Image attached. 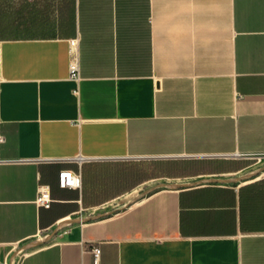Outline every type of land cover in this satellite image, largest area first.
<instances>
[{"label":"crops","instance_id":"obj_1","mask_svg":"<svg viewBox=\"0 0 264 264\" xmlns=\"http://www.w3.org/2000/svg\"><path fill=\"white\" fill-rule=\"evenodd\" d=\"M0 264H264V0H0Z\"/></svg>","mask_w":264,"mask_h":264},{"label":"built area","instance_id":"obj_2","mask_svg":"<svg viewBox=\"0 0 264 264\" xmlns=\"http://www.w3.org/2000/svg\"><path fill=\"white\" fill-rule=\"evenodd\" d=\"M69 76L71 79H79V66L77 56L74 55L69 61ZM58 185L61 188H80L81 175L72 170L63 169L58 172ZM53 199L50 193V187L47 184H41L38 188L34 202L39 207L49 208ZM92 252L95 257L98 256L100 249L97 245L92 246Z\"/></svg>","mask_w":264,"mask_h":264},{"label":"water","instance_id":"obj_3","mask_svg":"<svg viewBox=\"0 0 264 264\" xmlns=\"http://www.w3.org/2000/svg\"><path fill=\"white\" fill-rule=\"evenodd\" d=\"M88 218H85V217H74V218H66V219H63L61 221H59L55 227L52 229L51 232L49 233H46L42 236H38L36 237L35 239L21 245L17 250H16V253L17 254H21L23 252H25L26 250H29V249H32L34 247H37L45 242H47L48 240L51 239V237L54 235V233H56L60 228L72 223V222H79V221H83V220H86Z\"/></svg>","mask_w":264,"mask_h":264},{"label":"rangeland","instance_id":"obj_4","mask_svg":"<svg viewBox=\"0 0 264 264\" xmlns=\"http://www.w3.org/2000/svg\"><path fill=\"white\" fill-rule=\"evenodd\" d=\"M8 36H11V31H10V27H9V30L7 32ZM128 164V162H104V163H101L100 166H98V168L100 169V176L105 178L107 177L108 175H110V173H108V171H112V170H115L116 168L119 169L120 166H123V165H126ZM139 167H141L142 169H147V167H149L150 165L148 164V162H141V164L137 165ZM95 175V174H94ZM97 175V174H96ZM102 179V178H101ZM101 179H99L97 182L100 183L101 182ZM103 181H106V179H102ZM93 216V215H91ZM91 216L89 215H82L81 217H85V218H90ZM68 218H74V217H68Z\"/></svg>","mask_w":264,"mask_h":264},{"label":"trees","instance_id":"obj_5","mask_svg":"<svg viewBox=\"0 0 264 264\" xmlns=\"http://www.w3.org/2000/svg\"><path fill=\"white\" fill-rule=\"evenodd\" d=\"M151 174H153L152 171L151 172L144 173V171H139V170L135 169L134 171H132V172L129 173L130 177L132 175H135V180L130 183L131 184L130 186H135L136 184H138L139 182H141V180H143V178H145V176H150ZM125 177H127V174L125 175Z\"/></svg>","mask_w":264,"mask_h":264}]
</instances>
